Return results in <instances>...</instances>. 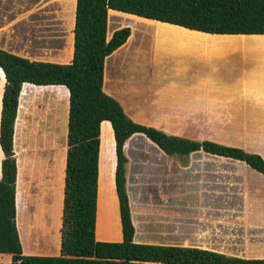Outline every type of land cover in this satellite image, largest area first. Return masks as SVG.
I'll return each mask as SVG.
<instances>
[{
	"label": "trees",
	"instance_id": "obj_1",
	"mask_svg": "<svg viewBox=\"0 0 264 264\" xmlns=\"http://www.w3.org/2000/svg\"><path fill=\"white\" fill-rule=\"evenodd\" d=\"M109 11L208 35H264V0H75L73 52L68 64L31 61L0 49V72L5 79L0 116V148L4 156L0 177V255H9L10 264H264V259L133 241L135 230L123 149L132 136H144L167 156L186 158L202 152L243 163L263 177L264 160L238 147L168 135L133 122L121 105L102 91L105 59L130 36V29L122 28L106 39ZM23 84L61 86L69 94L58 256L24 255L15 224L16 164L12 139ZM105 133L114 143L113 184L120 242L95 239L98 160Z\"/></svg>",
	"mask_w": 264,
	"mask_h": 264
},
{
	"label": "rangeland",
	"instance_id": "obj_2",
	"mask_svg": "<svg viewBox=\"0 0 264 264\" xmlns=\"http://www.w3.org/2000/svg\"><path fill=\"white\" fill-rule=\"evenodd\" d=\"M74 11L75 0H0V21L21 16L20 22L14 26L16 37H10V31H7L9 36L1 38L0 46L16 48L21 55L32 57L42 55L37 54V48H57L58 56L43 58L54 57L58 62L69 63ZM121 16L123 24L127 25L125 28H132L131 40L146 30L197 47L248 51L264 48L263 37L220 36L221 39H209V36L201 42L185 37L179 28ZM116 69H119L117 62L109 71L114 73ZM0 78L2 86L1 72ZM165 104L168 109L181 114L167 120L164 124L166 134L235 146L264 158V133L247 129L253 128L248 124L252 117L237 116L241 110L234 106V102H213V113L209 117L189 110L188 101H166ZM176 104H180L181 109L176 110ZM113 152L114 143L105 133L101 138L99 185L100 201L107 207L108 215L104 225H98L99 239L118 236L111 182ZM125 155L136 241L207 248L238 257H264L263 176L238 162L202 152L186 158L167 156L142 136H135L126 143ZM21 227L19 237L24 255H59L61 224L60 228L53 224L43 238L31 224ZM103 231L112 234L99 235ZM10 261L9 255H0V264H10Z\"/></svg>",
	"mask_w": 264,
	"mask_h": 264
},
{
	"label": "crops",
	"instance_id": "obj_3",
	"mask_svg": "<svg viewBox=\"0 0 264 264\" xmlns=\"http://www.w3.org/2000/svg\"><path fill=\"white\" fill-rule=\"evenodd\" d=\"M121 15L126 14L115 11L108 12L107 40L115 31L127 26L123 24V16ZM20 18L21 16L18 15L10 21H0V43L2 37L9 36L7 31H10V37H16L13 34L14 26L17 25L16 22H20ZM168 26L175 27L174 29H182L180 30L182 34L190 40L205 42L206 37L209 36V39H221L217 35L194 32L172 25ZM131 34L132 28L130 27V36L126 42L105 59L102 91L122 105L124 113L133 122L165 133L164 124L167 120L181 115L180 112L168 109L165 104L166 101H188L189 110L192 112L199 111L204 117L212 116L213 102H234V106L242 111V113L238 111L237 116L252 117V121L248 124L250 123L249 125L253 128L247 129L264 133V48H256L251 51L223 47L204 48L180 39L163 37L154 31L149 33L142 30L141 34L136 35L132 40ZM253 37L264 38V35H254ZM71 40L73 52V33ZM0 49L31 61L65 64L54 60V57L59 55L57 48H37V54L42 53L39 57H32L29 54L21 55V52L16 48H2L0 46ZM51 55L54 57H48L50 60L43 58V56ZM115 62H117L119 69L113 73L109 70ZM155 67L156 71L154 70ZM133 70L138 74L135 75ZM2 81L5 84L4 75ZM4 84L1 86L0 83V116ZM171 93L174 96H164V94ZM68 98V90L65 87H37L30 84L21 86L12 139L16 164L15 224L18 235L22 229L21 226L27 224H31L37 229L40 238L48 234L53 224L56 223V226L60 228L67 153ZM175 106H177L176 110L181 109L180 104ZM183 107L185 106L183 105ZM135 136L142 135H134L131 138ZM126 143L123 148L124 155ZM100 153L101 148L99 156ZM3 158L0 148V177ZM126 174L127 163L126 190L135 230L133 241L139 244L181 246L136 241L137 233L133 221ZM113 175L114 168H112L111 182L116 201ZM258 175L262 177V175ZM99 183L98 160L95 239L100 242H120L117 202L115 216L119 228L118 236L113 239H99L97 237L98 225L100 224L99 226L102 227L108 215L107 207L100 201ZM100 234L107 236L112 233L108 231L104 233L103 231ZM199 249L225 254L207 248ZM31 255L36 254L31 253ZM238 258L264 259V257Z\"/></svg>",
	"mask_w": 264,
	"mask_h": 264
},
{
	"label": "water",
	"instance_id": "obj_4",
	"mask_svg": "<svg viewBox=\"0 0 264 264\" xmlns=\"http://www.w3.org/2000/svg\"><path fill=\"white\" fill-rule=\"evenodd\" d=\"M10 86H11V91H12V89H13L14 85L11 83V84H10Z\"/></svg>",
	"mask_w": 264,
	"mask_h": 264
},
{
	"label": "built area",
	"instance_id": "obj_5",
	"mask_svg": "<svg viewBox=\"0 0 264 264\" xmlns=\"http://www.w3.org/2000/svg\"><path fill=\"white\" fill-rule=\"evenodd\" d=\"M147 264H153V263H147Z\"/></svg>",
	"mask_w": 264,
	"mask_h": 264
}]
</instances>
